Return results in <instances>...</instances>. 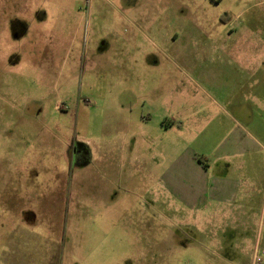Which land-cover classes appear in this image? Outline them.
Instances as JSON below:
<instances>
[{
  "label": "rangeland",
  "instance_id": "rangeland-1",
  "mask_svg": "<svg viewBox=\"0 0 264 264\" xmlns=\"http://www.w3.org/2000/svg\"><path fill=\"white\" fill-rule=\"evenodd\" d=\"M243 36L264 50V0H0V264H264V217L199 219L161 186L232 125L184 118L205 53ZM239 100L264 143V81Z\"/></svg>",
  "mask_w": 264,
  "mask_h": 264
},
{
  "label": "crops",
  "instance_id": "crops-1",
  "mask_svg": "<svg viewBox=\"0 0 264 264\" xmlns=\"http://www.w3.org/2000/svg\"><path fill=\"white\" fill-rule=\"evenodd\" d=\"M233 43L230 50L223 46L220 51L205 53L210 62L218 63L212 68L202 69V77L207 84V108L199 117L198 110L192 109L196 103L191 102L186 105L184 118L185 122L196 124L200 118L224 117L232 125L223 123L216 130L205 126L199 129L202 140H208L214 131L219 130L222 138L219 145L212 150L204 148L203 143L196 148L185 149L161 177V186L179 202L186 203L188 212L199 219L211 214L227 219L245 216L257 223L264 217V168L253 160V156L256 152H264V143L251 134L243 137L245 128L238 119L244 116L252 120L255 115L256 108L243 106L239 97L240 92H250L262 85L264 67L261 66L264 63L259 60H264V50H258L256 36H243ZM219 90H223L221 94L226 98L214 97ZM255 103L258 107L259 102ZM260 106L264 110L261 101ZM171 122L165 131H171L175 123L180 124V129L183 127L182 117H173ZM141 135L144 136L145 132L142 131ZM176 150L168 142L160 152L172 154ZM195 154L201 156V162L195 159ZM245 156L246 160H242Z\"/></svg>",
  "mask_w": 264,
  "mask_h": 264
},
{
  "label": "trees",
  "instance_id": "trees-1",
  "mask_svg": "<svg viewBox=\"0 0 264 264\" xmlns=\"http://www.w3.org/2000/svg\"><path fill=\"white\" fill-rule=\"evenodd\" d=\"M196 157V159L199 161V162H201V158H199V157H197V156H195Z\"/></svg>",
  "mask_w": 264,
  "mask_h": 264
}]
</instances>
